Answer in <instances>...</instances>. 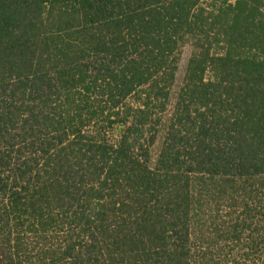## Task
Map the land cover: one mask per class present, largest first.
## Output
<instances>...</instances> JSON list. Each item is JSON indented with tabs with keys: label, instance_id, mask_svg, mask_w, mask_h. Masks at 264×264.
Masks as SVG:
<instances>
[{
	"label": "trees",
	"instance_id": "obj_1",
	"mask_svg": "<svg viewBox=\"0 0 264 264\" xmlns=\"http://www.w3.org/2000/svg\"><path fill=\"white\" fill-rule=\"evenodd\" d=\"M0 264H264V0H0Z\"/></svg>",
	"mask_w": 264,
	"mask_h": 264
},
{
	"label": "rangeland",
	"instance_id": "obj_2",
	"mask_svg": "<svg viewBox=\"0 0 264 264\" xmlns=\"http://www.w3.org/2000/svg\"><path fill=\"white\" fill-rule=\"evenodd\" d=\"M191 52H192V47L190 45H187L184 47L180 68H179V71L177 73V81H176V84H175L174 89H173V95L171 97V103L168 106V111L165 114L164 119H167L172 113V110H173V107L175 104V100H176L177 91L179 89V86L182 83V79H183V76L185 74L186 66H187L189 57L191 55ZM163 133H164V131L162 130L160 133L158 141L156 142V144L154 145V147L152 149L154 160L157 158V155L159 153V149H160L163 137H164Z\"/></svg>",
	"mask_w": 264,
	"mask_h": 264
}]
</instances>
